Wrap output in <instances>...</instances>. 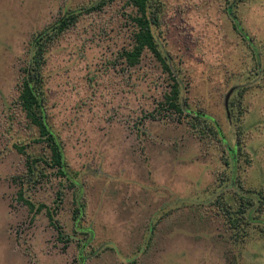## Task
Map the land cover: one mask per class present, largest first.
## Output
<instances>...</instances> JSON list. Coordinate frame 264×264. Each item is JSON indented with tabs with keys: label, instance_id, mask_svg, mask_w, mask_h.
<instances>
[{
	"label": "rangeland",
	"instance_id": "374dc122",
	"mask_svg": "<svg viewBox=\"0 0 264 264\" xmlns=\"http://www.w3.org/2000/svg\"><path fill=\"white\" fill-rule=\"evenodd\" d=\"M86 1L0 0V264H77L72 188L50 173L19 179L17 146L37 155L45 143L13 99L32 35ZM165 2L158 40L178 73L181 114L163 104L172 77L151 52L132 67L119 57L132 38L123 0L82 15L47 53V112L86 197V264H264V212L243 242L230 236L211 200L232 195L235 188L218 186L232 167L188 122L190 113L205 115L231 147L244 187L264 185V77L255 71L264 65V0ZM241 89L236 153L229 107ZM20 191L54 209L61 236L46 208L31 210Z\"/></svg>",
	"mask_w": 264,
	"mask_h": 264
},
{
	"label": "trees",
	"instance_id": "16d2710c",
	"mask_svg": "<svg viewBox=\"0 0 264 264\" xmlns=\"http://www.w3.org/2000/svg\"><path fill=\"white\" fill-rule=\"evenodd\" d=\"M114 0H87L77 8L67 7L63 14L51 24L35 32L30 41L27 52V60L22 68L17 82V94L13 99L19 113L28 123V127L35 133L36 142H44L43 153L33 155L26 153L22 145L17 146L18 150L25 156V171L20 175L22 183H35L39 179L53 174L57 178V184L72 188V211L71 219L73 225V236H68L76 241L78 253L76 255L77 264H86L88 247H91L90 227L86 221L87 203L83 192L82 184L78 178V173L74 171L64 154L63 141L58 133L53 129L49 113L47 112V95L45 65L47 53L58 41V39L72 26H74L82 15L93 10H99L109 5ZM125 6L130 10L128 17L132 24V38L128 47L119 52V57L128 66L137 65L145 51L151 52L161 63L162 67L171 74L172 83L168 91L163 95V104L167 109L174 110L181 114L185 109V103L180 96V82L177 71L171 66L170 57L166 50H163L158 36L162 33V26L166 13L165 0H123ZM255 71L264 74V65L260 68L258 62ZM262 69V70H261ZM243 90L238 91L230 101V110L236 121L235 142L233 150L242 153L243 139L242 117L245 109L242 107L241 98ZM189 126L198 137L208 144L219 149L224 156V164L232 167L231 174L223 173L219 177V187L226 184L235 190L227 197L225 191L221 190L214 199L211 200L215 213L222 219L226 229L231 232V237L239 243L245 240L249 234V228L253 220L259 219V215L264 212V185L259 189H246L239 179L238 174L234 175V167L237 160L232 156V149L221 135L217 126L201 113L189 114ZM239 166L236 165V167ZM238 170V169H237ZM67 182V183H66ZM61 191H56V203L61 200ZM19 198L28 207L38 212L43 207L46 208V215L57 229L59 228L54 217V209L46 207L44 204H35L19 192ZM59 207V205H56ZM61 236L62 231L58 229ZM80 233L81 237H75ZM264 236V231H263ZM92 238V237H91ZM86 239H89L88 241ZM92 251V250H91ZM130 264H135L131 261Z\"/></svg>",
	"mask_w": 264,
	"mask_h": 264
},
{
	"label": "water",
	"instance_id": "95a60500",
	"mask_svg": "<svg viewBox=\"0 0 264 264\" xmlns=\"http://www.w3.org/2000/svg\"><path fill=\"white\" fill-rule=\"evenodd\" d=\"M227 106V105H226Z\"/></svg>",
	"mask_w": 264,
	"mask_h": 264
}]
</instances>
